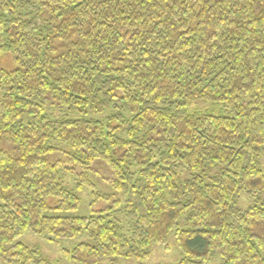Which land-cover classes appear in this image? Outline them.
Wrapping results in <instances>:
<instances>
[{"label": "trees", "instance_id": "16d2710c", "mask_svg": "<svg viewBox=\"0 0 264 264\" xmlns=\"http://www.w3.org/2000/svg\"><path fill=\"white\" fill-rule=\"evenodd\" d=\"M4 57V261L50 264L15 243L30 230L50 241L84 233L90 242L63 251L73 264L145 261L171 232L177 264H264V0H0ZM194 100L227 116L189 114ZM90 172L115 192H92L101 211L44 214L80 204L61 173L94 189ZM239 194L259 204L240 210ZM119 205L122 220L104 214Z\"/></svg>", "mask_w": 264, "mask_h": 264}, {"label": "rangeland", "instance_id": "374dc122", "mask_svg": "<svg viewBox=\"0 0 264 264\" xmlns=\"http://www.w3.org/2000/svg\"><path fill=\"white\" fill-rule=\"evenodd\" d=\"M8 57L0 58V67L7 66L10 67V63L6 60ZM1 98V95H0ZM187 111L189 114L193 113H207L213 116H227L226 111L222 109L220 103H211V102H204L200 100L190 101L187 105ZM44 112L48 115H51L53 119H60V118H68V119H79L81 117L80 114L74 112H68L65 109H52L51 111L48 109H44ZM108 112H104L102 115L92 116L86 115L87 118H93L98 121H103L105 117L108 115ZM0 117H1V110H0ZM29 119L28 116H23L19 121L26 123ZM51 145L57 146L58 148L66 151H70V149L62 143H57L55 141L51 142ZM182 179L187 178L186 175H181ZM61 183L67 189L73 191L80 199V204L75 211H71L68 213H61L56 210H46V216H69V217H89L91 215L97 214L98 211H101L105 205L101 203H97L95 205H91L93 201L92 192H98L102 194H114V190L107 184L104 179L96 176L93 172H90L89 181L93 184L94 189L91 187H85L81 185L80 188L78 187V180L75 179L74 175L69 173H61L60 175ZM119 199L123 201V196L117 195ZM238 204L237 208L240 210H245L251 206H254L255 201L248 200L242 194L238 195ZM122 205L117 206L114 210H108L105 215L109 216L111 219H120L121 217V209ZM90 242L87 236L83 233L73 239L67 240H54L50 241L44 235H35L30 230H27L21 235L18 239H16L15 243L23 244L24 246L36 250L42 258L47 260L50 264H73V262L67 261L63 257L64 250H72L75 246L80 243ZM182 256L179 254L173 233L171 232L166 240L165 244L160 245H152L149 248V257L145 261H137L135 259L125 258V257H114V258H105L102 264H110V260L116 259L118 264H177L181 260ZM0 264H8L6 261L0 257ZM206 264H220V259L215 256Z\"/></svg>", "mask_w": 264, "mask_h": 264}]
</instances>
